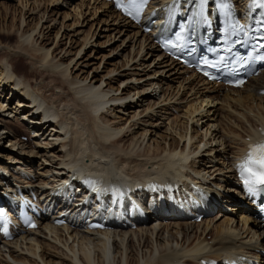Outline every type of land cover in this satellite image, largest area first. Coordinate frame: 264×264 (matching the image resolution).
<instances>
[{
  "label": "bare ground",
  "instance_id": "bare-ground-1",
  "mask_svg": "<svg viewBox=\"0 0 264 264\" xmlns=\"http://www.w3.org/2000/svg\"><path fill=\"white\" fill-rule=\"evenodd\" d=\"M81 1L71 8L72 23H66L71 12H65L62 21L55 16L68 0H20L18 7L4 10L5 20L9 14L13 18L2 30L17 40L11 44L0 39V168L41 192L43 211L37 229L17 231L14 239L0 245V264H201L210 257L223 260L232 246L262 258L264 264V221L257 218L233 172L243 146L264 131V72L239 89L201 82L191 69L163 54L150 34L114 10L113 28H104L113 32L105 42L92 40L96 34L91 31L79 41L80 31L58 38L63 29L75 31L72 27L81 22ZM100 1L94 4L102 2L112 10L110 3ZM114 36L121 43L96 65L94 52L84 49L92 42L93 49L110 44ZM66 38L70 39L64 42ZM64 43L68 47H62ZM118 56L123 60L115 62ZM103 62L111 66L105 73ZM180 76L185 78L175 88L173 82ZM181 89L182 95L189 92L188 98L181 97ZM13 97L15 113L5 108ZM214 100L220 106L201 110L203 103ZM38 102L53 114L49 126L36 115ZM184 102L190 104L181 115L183 124L170 120L162 133L161 120L169 119L168 109L176 111ZM28 116L38 124L35 134L24 120ZM16 121L29 132L28 141L9 127ZM6 134L9 145H4ZM35 157L43 159L38 172L32 165ZM63 165L81 176L109 173L114 184L134 183L137 190L152 183H174L184 177L181 170L173 176L175 168L186 169V175L217 186V212L200 222L151 215L136 229L107 230L90 229L71 213L66 216L70 224L59 226L54 220L70 206H56L53 193L62 185L47 184L56 180L54 173H65ZM233 178L235 184L230 185ZM229 192L239 195L232 198ZM227 210L240 213V225L223 213Z\"/></svg>",
  "mask_w": 264,
  "mask_h": 264
},
{
  "label": "rangeland",
  "instance_id": "rangeland-1",
  "mask_svg": "<svg viewBox=\"0 0 264 264\" xmlns=\"http://www.w3.org/2000/svg\"><path fill=\"white\" fill-rule=\"evenodd\" d=\"M19 1L20 0H0V39H2V41L4 42V43H15L16 42V40H17V36L14 34V35H12V36H10L9 34H7V32H5V31H3L2 30V27L4 26V25H6V22L9 24V23H11L12 22V14L10 15H8L7 17H6V20L3 18V16H4V14H5V7L6 6H11V7H13V6H17L18 7V3H19ZM31 1H33V0H30V2ZM69 1V5H67V6H65V4L63 5V4H57V5H59L58 6V8H59V11L61 12L60 14H57V15H55L56 17H58L59 18V20L60 21H62L63 19H64V13L66 12H71V18H70V20H68V22H66V23H72V21H73V19H74V16H72L73 14H74V12L73 11H71V8H73L75 5H77V4H81V0H68ZM84 1V7H82V10H83V16L81 17V22L79 23V24H76L74 27H72L73 29H75V31H72V30H69V28L68 29H63L62 31H61V33H60V35H59V37L58 38H61L62 37V35H63V33H69V34H73V33H76V32H79L80 34H79V36L77 37V39H78V41L79 40H81L82 39V37L86 34V33H88V32H90V33H92L91 35H94V33L96 34L95 35V38H92V40H94L95 42H105L106 40H107V36L109 35V34H111L113 31H109V30H105L104 28H106L107 27V25H108V29L110 28V29H112L113 28V21H114V17H112V16H110L111 15V12L113 11V10H109V9H107V7L105 6V5H103V4H101L102 2L101 1H103V0H99L101 3H95L94 4V0H83ZM61 3V2H60ZM48 2L45 4L46 6H48ZM54 3L52 4V6L50 5V7H49V9H51V8H54ZM97 6V7H96ZM105 6V7H104ZM56 7V6H55ZM100 7V8H99ZM95 8H97V10L95 9ZM73 10H75V9H73ZM113 13V12H112ZM114 14V13H113ZM28 15V14H27ZM115 15H117V13L115 14ZM109 18V19H108ZM16 19H19V15H18V11H17V15H16ZM106 20V21H105ZM109 21V22H108ZM111 22V23H110ZM111 24V25H110ZM60 28V24H58L57 25V27L55 28V30L53 31V35H55L56 34V31L58 30ZM71 28V27H70ZM3 31V32H2ZM66 31V32H65ZM72 32V33H71ZM69 34H67V35H69ZM102 34V36H100ZM105 34V35H104ZM104 35V36H103ZM10 39H9V38ZM68 37V36H67ZM115 37V36H114ZM70 39V38H69ZM69 39L68 38H66V40H64V39H62V40H64V42H67V41H69ZM55 41H56V38H54L53 39V45L55 44ZM92 43H94V42H92ZM92 43H89L87 46H86V48L84 49V50H86L87 51V54H90L91 52H94V53H92V62L94 61V63L96 64V65H98V64H100L102 61H103V56L104 55H106V54H109L110 53V51L112 50V49H114V48H116L120 43H121V41H120V39H118V36H117V38L115 37V40L113 39L112 41H110V44H105V45H102V46H97L95 49H93V44ZM52 45V46H53ZM90 46H92V47H90ZM62 47H68V44H65L64 43V45H62ZM98 48V49H97ZM83 50V51H84ZM82 51V52H83ZM75 52V51H74ZM89 52V53H88ZM97 52V53H96ZM82 54V53H81ZM123 58V56H118V57H116L115 58V62H117V61H119V60H123L122 59ZM106 60V59H105ZM104 60V61H105ZM98 61V62H97ZM105 63H107V62H103V64H102V66H101V69L104 71V72H102V73H105L106 71H107V69H109L111 66H107V65H105L106 67H104V64ZM25 68H27V67H29L28 66V64H26L25 66H24ZM92 67H90V69H91ZM183 78H185V76H180V78L179 79H177V80H174V82H173V84H174V87L176 88L179 84V82H178V80L180 81V80H183ZM198 80H200V79H198ZM2 81V79L0 80V82ZM202 82V81H201ZM182 91H183V89H181V97L182 98H188V94H189V92L187 91L186 92V94L185 95H182ZM14 94H16V92L14 93ZM220 96V98L222 97L221 95H219ZM9 97H11V96H9ZM191 99V97H189V100ZM220 101H218V100H214L213 102H210V103H206L205 105H204V103H203V107H202V109L201 110H207V109H213L214 108V106H216V107H218V106H220V103H219ZM10 106L9 105H7L5 108H9V110L8 111H10V110H13V113H15L16 112V108L14 107L15 106V104H16V99H15V97H13L12 98V100H10ZM172 104H174V103H172ZM175 104H177V103H175ZM189 104L190 103H188V102H184L183 104H181V106H180V108L179 109H177L176 111L175 110H173V109H168V113H167V115L166 116H168L169 117V119H167V118H164V119H162L161 121L162 122H164L163 123V125L164 126H162V130H161V132L162 133H164V131H165V129H166V125L170 122V120H177L178 122L176 123V125L179 123L180 125H181V123H182V121L184 122L185 120H184V118H181V115L183 114V112H186L187 110V108L189 107ZM11 105H12V107H11ZM14 105V106H13ZM179 105V104H178ZM12 112V111H11ZM25 113V110L22 112V114H24ZM196 119V118H195ZM21 122L20 121H16L15 122V124H13L12 126H9L10 128H12V129H14V130H17L18 132H19V134H20V136H21V139L22 140H24V141H28V139H29V136L27 135L29 132L27 131V130H25V129H23L21 126V124H20ZM183 124V123H182ZM25 130V131H24ZM161 139H159V141H160ZM9 141L8 140H5V144L4 145H9V143H8ZM6 143H8V144H6ZM215 144H217L216 142H214ZM30 144V143H29ZM34 160H33V163H32V165H33V168H35L36 169V172H38L39 170H40V168H38V166L40 165V163L42 162V160L43 159H39V158H33ZM41 171V170H40ZM234 179L235 178H233V180H232V184H230V185H234L235 184V181H234ZM224 189H225V187H222V189H221V192L222 191H224ZM227 189V188H226ZM230 194H232V198L234 197L235 198V196L237 197L239 194H237L236 192H234V194L232 193V192H229ZM234 195V196H233ZM227 205V204H226ZM229 207L228 208H233V205H228ZM234 211H236V210H234ZM223 213H227V217H230L231 218V220H236V222L238 221V224L240 225L241 224V215H240V213L238 212V211H236V213H232L231 214V211L230 210H227L226 212L224 211ZM230 213V214H229ZM253 215H255V214H253ZM214 216V214L212 215V216H210V217H213ZM224 219V217L223 218H221V220H223ZM254 219H255V217H254ZM251 222H249V224H250ZM250 226H251V224H250ZM211 237V235H208L207 236V238H210Z\"/></svg>",
  "mask_w": 264,
  "mask_h": 264
},
{
  "label": "snow or ice",
  "instance_id": "snow-or-ice-1",
  "mask_svg": "<svg viewBox=\"0 0 264 264\" xmlns=\"http://www.w3.org/2000/svg\"><path fill=\"white\" fill-rule=\"evenodd\" d=\"M131 3L136 7L135 0H131ZM138 7L142 8L143 3ZM241 168L247 174L245 184L249 185L250 192L255 191L253 185L264 184V141L249 146V152Z\"/></svg>",
  "mask_w": 264,
  "mask_h": 264
}]
</instances>
